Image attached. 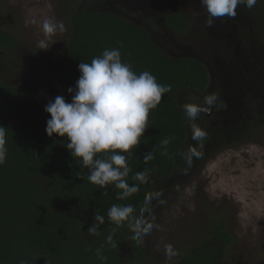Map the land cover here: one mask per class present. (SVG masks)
I'll use <instances>...</instances> for the list:
<instances>
[{"label":"trees","instance_id":"1","mask_svg":"<svg viewBox=\"0 0 264 264\" xmlns=\"http://www.w3.org/2000/svg\"><path fill=\"white\" fill-rule=\"evenodd\" d=\"M176 2L181 4L64 0L67 40L56 55L26 50L0 26V127L7 147L0 165V264H169L146 236L140 243L132 240L127 222L120 227L110 223V207L131 204L138 217L145 195L160 191L165 202L154 199L151 215L144 214L158 221L177 184L218 149L255 138L264 127V0L252 9L238 7L234 19H217L211 28L200 0ZM181 47L191 54H178ZM112 48H119L122 61L137 74L147 70L159 83L171 85L150 111L140 144L126 154L131 169L126 179L140 190L125 200L117 199L120 190L114 185L101 188L89 182V169L71 156L67 137H49L45 130L50 118L45 106L58 95L71 101L67 89L81 75L78 65ZM217 80L221 87L212 85ZM211 88L219 99L195 121L207 132L200 148L191 139L183 105L202 103ZM167 137L173 139L168 155H162L161 141ZM190 146L202 152L191 165L186 159ZM149 152L154 158L145 162ZM145 169L149 179L140 184L133 177ZM95 214L103 215L105 223L99 235H90ZM214 222L171 264H227L225 248L234 239L224 215ZM109 235L115 247L106 243ZM101 245L106 261L95 252Z\"/></svg>","mask_w":264,"mask_h":264},{"label":"clouds","instance_id":"2","mask_svg":"<svg viewBox=\"0 0 264 264\" xmlns=\"http://www.w3.org/2000/svg\"><path fill=\"white\" fill-rule=\"evenodd\" d=\"M200 3L206 9V24L211 28L217 19H234L238 7L252 9L257 0H200ZM28 23L35 21L26 20ZM41 29L44 39L38 41V47L47 50L49 39L58 31L63 32L65 26L62 22L44 19ZM78 69L81 75L75 86L67 89L72 94L71 101L58 95L45 106V111L50 114L46 121V133L49 137L66 136V147L71 156L77 164L89 169L88 181L101 188L114 185L120 190L117 199L125 200L140 190L139 184L130 185L126 179L131 171L126 154L140 144V138L150 125V111L157 108L165 93L171 91V85L159 83L147 70L137 74L130 63L122 61L119 48L105 49L91 63L81 62ZM218 99L217 94L211 93L204 96L202 103L193 101L183 105L185 116L191 122V139L198 142L200 148H203L202 142L207 132L195 121L202 112H211ZM172 139L167 137L161 141L162 155H168L167 148ZM201 155L197 147L190 146L186 154L188 164L191 165L192 159ZM6 158L5 130L0 127V165L5 164ZM153 158V152L144 156L145 162ZM149 175V170L145 169L136 172L133 179L146 184ZM162 195L160 191L146 194L138 217L134 215L136 209L133 205L113 204L107 212L108 220L117 227L127 222L133 233L131 239L140 243L146 235L160 228V225L146 219L144 214L151 215L154 199L165 202L160 199ZM104 223L105 217L95 214L88 233L99 235L98 229ZM112 240V235H109L106 243L115 247ZM103 248L104 245H101L95 252L99 259L106 261L108 257L104 255ZM164 254L171 264L178 252L168 243L164 246Z\"/></svg>","mask_w":264,"mask_h":264},{"label":"rangeland","instance_id":"3","mask_svg":"<svg viewBox=\"0 0 264 264\" xmlns=\"http://www.w3.org/2000/svg\"><path fill=\"white\" fill-rule=\"evenodd\" d=\"M63 2L0 0V26L15 35L26 50L56 55L66 44L65 30L49 39L47 50H40L38 41L44 39V19L62 22L66 28ZM176 3L181 4L173 0L171 5ZM158 18L161 20V15ZM26 20L35 23L26 24ZM221 215L226 217L234 239L225 248L224 261L264 264V127L255 138L218 149L191 177L177 184L175 194L167 200L158 221H154L160 228L145 239L167 259L166 244L171 243L178 255L183 253L205 237Z\"/></svg>","mask_w":264,"mask_h":264},{"label":"flooded vegetation","instance_id":"4","mask_svg":"<svg viewBox=\"0 0 264 264\" xmlns=\"http://www.w3.org/2000/svg\"><path fill=\"white\" fill-rule=\"evenodd\" d=\"M181 50L180 52H178V54H191V51L188 49L186 50L185 48L181 47ZM218 83V85L221 87L222 85V80H217L214 84H212L213 86H216V84ZM212 87V86H211ZM225 87V86H224ZM211 91H212V88L209 90V94H211Z\"/></svg>","mask_w":264,"mask_h":264}]
</instances>
